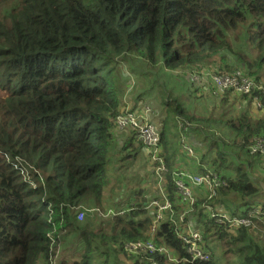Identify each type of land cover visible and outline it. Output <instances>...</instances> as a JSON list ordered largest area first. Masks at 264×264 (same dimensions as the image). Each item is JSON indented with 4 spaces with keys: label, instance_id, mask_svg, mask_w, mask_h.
Returning <instances> with one entry per match:
<instances>
[{
    "label": "trees",
    "instance_id": "trees-1",
    "mask_svg": "<svg viewBox=\"0 0 264 264\" xmlns=\"http://www.w3.org/2000/svg\"><path fill=\"white\" fill-rule=\"evenodd\" d=\"M124 61L148 77L206 69L207 76L198 72L191 86L234 72L257 82L264 70V0H0V264H92L93 256L103 257L99 264H125L119 254L129 264H219L218 247L235 264H264V189L252 178L258 170L264 174V151L251 150L256 139H264V113L252 116L249 110L257 99L264 112L260 90L231 95L242 110L230 118L200 109L186 114L179 98L166 96V112L181 122L176 138L163 122L160 130L172 212L151 230L149 181L128 194L119 186L114 204L102 206L112 158L125 169L145 150V177L156 184L158 161L137 130H120L125 138L115 142L114 120L125 108L118 83ZM231 92L211 95L231 106ZM217 121L229 138L205 135L218 150L199 153L193 141ZM184 127L199 162L220 179L208 204L241 218L259 207L255 227L229 230L196 210L198 200L187 214L172 182ZM85 205L115 215L98 217L100 225L92 227L91 218L76 219ZM192 225L202 233L211 260L183 261L189 256L178 232ZM146 239L165 245L180 261L125 251V244ZM71 244L75 248L67 250Z\"/></svg>",
    "mask_w": 264,
    "mask_h": 264
},
{
    "label": "rangeland",
    "instance_id": "rangeland-1",
    "mask_svg": "<svg viewBox=\"0 0 264 264\" xmlns=\"http://www.w3.org/2000/svg\"><path fill=\"white\" fill-rule=\"evenodd\" d=\"M121 62V61H120ZM122 63V62H121ZM139 68H131L130 65L124 61L123 69L121 70L120 77L118 78V83L122 86L124 90V102H125V109L123 111H138L142 109L144 106L148 105L151 107V114H153V111L156 113L154 116V121L151 120V122L156 123L154 124L158 128H162L161 123L165 124L167 129L170 131L169 133L171 135H175L178 133V129L181 125V122L176 120L173 115L166 112V108L164 107V100L167 98L166 96H174L180 99V104L185 108L186 114H190L192 112L196 113V109H200L201 113H204L205 115H219L222 113L226 114L228 118L235 117L237 115L236 111L242 110L239 105V100L234 99L232 96H235L234 92L230 93L231 101L233 102V105H224L222 106V103H217V99L213 98L211 95V83H208L203 85L200 89H196V85L191 86L194 81L191 79L193 77L198 76V72L200 73L203 70L193 69L196 72H187L182 70H172V71H165L162 72H156L153 73L154 75L148 76H141L137 73H134V70H137ZM150 69V67L145 68V70ZM133 72V74H132ZM152 73V71H151ZM243 73V72H242ZM123 74L126 75V77L122 76ZM207 76V72L205 69L204 74L200 73L199 77L205 78ZM257 83L259 85H262L264 87V70L260 74V77ZM4 94V93H2ZM1 94V95H2ZM201 98L199 100L198 98ZM140 98V99H139ZM169 99V98H168ZM254 102V101H253ZM243 105L246 106V101H243ZM255 104V102H254ZM251 103L249 110H252V116H259L263 115V109L256 107V104L254 105ZM196 107V108H195ZM221 111V112H220ZM151 119V118H150ZM164 119V121H163ZM226 118H223L225 120ZM215 126L212 131L209 133H203V136H199L200 139H197L196 146H198L197 151L199 153L210 151L211 153H215L218 148L216 147H210L207 141H204L206 137H211L210 134H214L217 137H222L224 139L229 138V131H226L225 128H222L221 125H218V121L213 124ZM212 126V127H213ZM205 128V125H204ZM113 134L115 136V142L120 143L125 137L122 134H119L117 129L113 125ZM207 135L205 138L204 136ZM207 137V138H208ZM197 151L195 152V155H197ZM111 152H115L114 148H112ZM145 156V155H144ZM144 156L142 154H139L138 157L134 162H131L127 165V167L120 168L119 163L117 161L118 158L114 159L112 158L110 162V171L108 174V185L105 188V193L103 195V201L102 206L106 207L111 204H114L113 201H116V197L118 196L120 190L116 189L119 186H121L122 191L124 194H128L130 190H133L135 187L140 186L143 189L146 187L145 184L147 181H149V184L151 185V188L147 190L146 197L148 199V202L151 201L153 197H158L157 199H160L158 196L159 189L155 193L153 190L156 189L154 178H148L145 177V174L148 172V164L144 160ZM185 157L189 160H192V158L185 155ZM178 168V163H177ZM109 168V166H108ZM252 178L257 183L260 184L264 188V174L260 172L259 170L255 172V174H252ZM126 186V187H125ZM124 187V189H123ZM262 188V189H263ZM264 192V190H263ZM198 194L200 197L197 196L198 201L200 203L196 207V210H202L203 213V206L207 204V201L203 199L205 197L204 191H198ZM261 201L264 200V193L261 194ZM95 205H88V206H81L80 210L83 208L86 210V213H84V216L82 221L84 222L85 219L91 218L90 225L92 227H97L100 225L99 218L100 216H103L104 218L107 217L105 214L102 215L99 210L101 209L96 208L95 210L91 211V209H88L90 207H94ZM101 207V206H99ZM152 211H155L154 207L149 208ZM185 210H188L186 207ZM195 211V208H189V213H192ZM104 212V211H103ZM206 214V213H205ZM183 216V214H181ZM180 217V216H179ZM79 246H82L81 244ZM213 247V245H212ZM75 248V244H71L66 249H73ZM62 251V250H61ZM119 258L121 262L125 264H129L130 261L126 257H124L122 254H119ZM215 258L219 264H235L237 261L235 260L234 256L227 255L223 256L219 247L215 251ZM103 257L102 256H93L92 264H99L101 263ZM111 263V260H109Z\"/></svg>",
    "mask_w": 264,
    "mask_h": 264
},
{
    "label": "built area",
    "instance_id": "built-area-1",
    "mask_svg": "<svg viewBox=\"0 0 264 264\" xmlns=\"http://www.w3.org/2000/svg\"><path fill=\"white\" fill-rule=\"evenodd\" d=\"M209 79L212 89L211 92L215 95L226 90H231L232 92L237 94H249L253 90L257 89L262 92L264 97V87L262 85H259L253 78L248 77L241 72H234L229 74H212L211 76H209ZM255 102L256 107L260 108L262 105L261 102L257 99L255 100ZM149 113V107H145L140 111H123L122 114L115 118L114 127L118 130L117 132L124 129L137 130L138 139L147 148V151L155 156V160L158 161V168L155 173L156 189L154 190L156 193L159 189L158 196L160 197V199H157L158 197H153L151 201H149L146 205L147 209L151 207L155 208L154 221L151 226V230H154L157 222L164 218L167 211L172 212V206L166 195V181L163 177V172L166 169L162 157L163 147L160 142V132L159 129L149 121ZM188 131L187 127H184V132L180 134L181 148L186 156L197 160L194 149L186 142ZM251 150L254 152L264 151V139H256V142ZM172 182L174 184L178 197L184 202L187 207H191L197 200L194 191L195 189H198V191H204L205 199L209 201L215 195L216 188L220 185V179L218 178V176L214 172L206 169L205 166H203V172L199 174H194L186 170L178 169L173 173ZM93 210H95L96 212V209H91V211ZM203 210L205 213H208L209 217L213 219L215 223H227L229 230L241 226L255 227V223L252 221V218H258L261 214L260 208L256 207L248 213L247 217H234L231 216L228 212L219 211L217 208L212 207L210 204H208V202L203 206ZM99 212L101 213L100 210ZM84 213H86L85 209L82 208L81 210H79L77 212L76 219L82 220ZM109 214L115 215V212H113L112 210H108V212L105 213L106 216H108ZM260 219L262 224L264 225V218ZM180 221L184 222L182 216H180ZM178 237L185 247L186 254L189 256L187 260L183 261L193 263L196 261L206 262L211 260L210 253L204 247L205 243L202 233L200 232V230L195 229L193 225L181 228V230L178 232ZM124 249L128 254L132 255L158 253L159 255H162L168 262L177 263L180 261L179 257L172 254L171 249H169L165 245L156 244L151 239L129 242L124 245ZM150 264L157 263L152 262Z\"/></svg>",
    "mask_w": 264,
    "mask_h": 264
},
{
    "label": "crops",
    "instance_id": "crops-1",
    "mask_svg": "<svg viewBox=\"0 0 264 264\" xmlns=\"http://www.w3.org/2000/svg\"><path fill=\"white\" fill-rule=\"evenodd\" d=\"M205 83L207 84V82L205 81ZM197 87H202L201 85H196V89H200V88H197ZM140 99V98H139ZM123 107H125V102L123 103ZM141 110V109H140ZM156 115V113L153 111V114H150V118H151V120L152 121H154L155 122V120L154 119H152V118H154V116ZM156 124V123H155ZM161 126H162V123H161ZM119 133V132H118ZM191 134V133H190ZM190 141H193L192 140V137H190V140H189V142ZM193 144L194 145H196V141L194 140L193 141ZM192 145V144H191ZM182 152H183V150H182ZM143 156L144 155H146V151L145 150H143L142 151V153H141ZM175 160V163H178V167L180 168V169H184V170H187V171H189V172H194V173H199V168H198V166L196 165V163L194 162V161H192V160H189V159H187L186 157H185V155H184V153L182 154V155H180V156H178V158H175L174 159ZM264 189V188H263ZM194 191H198V189H195ZM261 201V200H260Z\"/></svg>",
    "mask_w": 264,
    "mask_h": 264
},
{
    "label": "clouds",
    "instance_id": "clouds-1",
    "mask_svg": "<svg viewBox=\"0 0 264 264\" xmlns=\"http://www.w3.org/2000/svg\"><path fill=\"white\" fill-rule=\"evenodd\" d=\"M145 107H149V108H150V113H149V115H148V119H149V121L151 122V119H150L151 107L148 106V105H146V106H144L141 110H143ZM124 109H125V108H124ZM124 109H123V110H124ZM123 110H122L121 112H123ZM129 111H133V109H132V110H129ZM138 111H140V110H138ZM151 123H152V124H155V123H153V122H151ZM157 128H158V127H157ZM158 129H159V132H160L161 129H160V128H158ZM192 159H193V161L196 163L197 166H200V167L203 169V166H204V165L201 164V163L199 162V160H200L199 157H197V160L194 159V158H192ZM178 169H180V168H178ZM178 169H177V170H178ZM182 170H184V169H182ZM186 171H187V170H186ZM201 172H203V171H199V173H201ZM191 173H194V172H191ZM199 173H194V174H199ZM153 191L155 192V190H153ZM195 194H196V199L198 200L197 196L200 197L199 194H198V191H195ZM203 199H205V197H203ZM205 200H206V199H205ZM206 201H207V200H206ZM186 207H187V206H186ZM188 207H189V206H188ZM188 207H187V208H188ZM188 209H189V208H188Z\"/></svg>",
    "mask_w": 264,
    "mask_h": 264
}]
</instances>
